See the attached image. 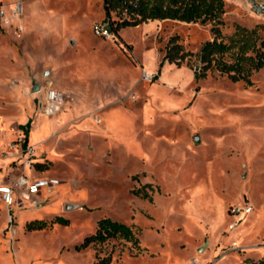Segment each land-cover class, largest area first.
Returning <instances> with one entry per match:
<instances>
[{
    "label": "rangeland",
    "instance_id": "1",
    "mask_svg": "<svg viewBox=\"0 0 264 264\" xmlns=\"http://www.w3.org/2000/svg\"><path fill=\"white\" fill-rule=\"evenodd\" d=\"M20 1L22 31L0 30V185L59 184L41 203L0 199V264H264V66L250 85L214 69L195 80L210 23L147 21L115 40L92 32L103 0ZM222 1L224 62H264V12ZM172 36L190 55L158 72ZM48 84L63 98L53 117L38 110ZM244 204L229 230V208ZM102 218L137 241L75 251ZM36 221L45 227L27 230Z\"/></svg>",
    "mask_w": 264,
    "mask_h": 264
},
{
    "label": "trees",
    "instance_id": "2",
    "mask_svg": "<svg viewBox=\"0 0 264 264\" xmlns=\"http://www.w3.org/2000/svg\"><path fill=\"white\" fill-rule=\"evenodd\" d=\"M105 17L103 21H109L110 30L117 35V32L125 27L137 26L147 21L171 20L182 23H210L213 39L204 42L196 54L202 67L194 71V79L202 77L208 70H216L227 74L232 82L243 81L250 85L249 75L251 70H258L264 66L259 56L251 61L248 68H243L239 58L234 63L227 64L223 57L230 49V45L218 41V25L221 24V16L224 13L222 0H103ZM125 13L128 19H119L116 22L110 18V12ZM177 36H172L165 47V54L158 64V72L164 62L179 65L190 53L184 52L177 42ZM55 222L66 225L67 220L59 217ZM45 227L41 221L29 222L27 230H40ZM110 239H123L134 241L136 238L132 229L118 221L109 218H102L97 222L93 234L85 237L81 244L75 246V251H81L91 245L102 244ZM109 259L105 258L94 264H108ZM245 264H262V261H250Z\"/></svg>",
    "mask_w": 264,
    "mask_h": 264
},
{
    "label": "built area",
    "instance_id": "3",
    "mask_svg": "<svg viewBox=\"0 0 264 264\" xmlns=\"http://www.w3.org/2000/svg\"><path fill=\"white\" fill-rule=\"evenodd\" d=\"M254 15H261L264 12V0H240ZM23 14V3L20 0L5 4L0 0V30L22 31L20 20ZM92 32L101 38L115 39L116 34L110 30L109 21L96 22L92 25ZM38 110L49 117L56 115L63 103L61 93L52 88L49 84L37 89ZM59 184L56 178L42 177L30 179L20 176L13 185L0 186V199L8 207L19 200H26L37 203L36 197L43 190H50ZM249 204L229 208L232 222L228 225L229 230H235L239 223L251 213Z\"/></svg>",
    "mask_w": 264,
    "mask_h": 264
},
{
    "label": "crops",
    "instance_id": "4",
    "mask_svg": "<svg viewBox=\"0 0 264 264\" xmlns=\"http://www.w3.org/2000/svg\"><path fill=\"white\" fill-rule=\"evenodd\" d=\"M119 34H120V32H119ZM37 91V90H36ZM38 98V97H37ZM37 178H42V177H37ZM30 179H36V178H30ZM0 186H3V185H0ZM40 196V194L37 196V197H39ZM37 197H36V201L38 202V203H41L40 201H38V199H37ZM41 205H39L38 204V207H40Z\"/></svg>",
    "mask_w": 264,
    "mask_h": 264
}]
</instances>
